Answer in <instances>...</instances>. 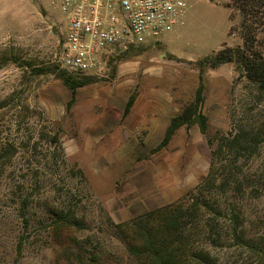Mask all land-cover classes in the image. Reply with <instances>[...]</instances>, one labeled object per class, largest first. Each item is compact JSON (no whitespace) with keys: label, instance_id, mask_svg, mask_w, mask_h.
Masks as SVG:
<instances>
[{"label":"rangeland","instance_id":"rangeland-1","mask_svg":"<svg viewBox=\"0 0 264 264\" xmlns=\"http://www.w3.org/2000/svg\"><path fill=\"white\" fill-rule=\"evenodd\" d=\"M226 1L187 0L183 26L110 52L67 107L62 14L0 0V264H158L160 246L177 264H264V87L197 63L243 44ZM200 83L206 132L154 151Z\"/></svg>","mask_w":264,"mask_h":264},{"label":"built area","instance_id":"built-area-1","mask_svg":"<svg viewBox=\"0 0 264 264\" xmlns=\"http://www.w3.org/2000/svg\"><path fill=\"white\" fill-rule=\"evenodd\" d=\"M62 14L57 62L72 74L98 73L107 55L159 40L185 23L187 0H46Z\"/></svg>","mask_w":264,"mask_h":264},{"label":"trees","instance_id":"trees-1","mask_svg":"<svg viewBox=\"0 0 264 264\" xmlns=\"http://www.w3.org/2000/svg\"><path fill=\"white\" fill-rule=\"evenodd\" d=\"M224 6L226 8L235 7L240 12L241 36L243 44L238 47H229L224 45L217 51L205 55L197 61L199 68L202 69L203 66L206 65L216 67L217 65L226 62H235L238 63L248 80L256 83L260 87H264V58L261 56L259 47L256 45L258 39L264 38V31H259L257 30L258 27H254L257 17L264 9V0H228L224 3ZM260 32H262L261 37ZM27 64L29 63L27 62ZM0 66H2L1 63ZM56 69L58 71H52L57 72L58 76L62 79L63 84L71 92V98L67 103V107H70L74 101L77 89L90 82V77L86 75L79 76L72 74L63 68H60L58 65H56ZM38 72H45V70L39 69ZM199 78L201 81L202 74ZM202 89L203 86L202 83H200L196 90L193 103L185 105L178 115L171 118L162 140L154 148V151H159L164 148L170 142L175 131L181 126L189 127L196 123L203 134L206 132L207 119L198 107L203 98ZM134 100V95H131L128 98L124 108L125 115L129 112ZM174 220L170 221V223L173 224L176 221ZM154 243L155 242L152 237L145 238V247L148 250H153ZM162 247L164 246L157 247L153 251L156 255L155 262L158 264H177V260L172 256L173 253L169 252L166 247L161 249Z\"/></svg>","mask_w":264,"mask_h":264},{"label":"crops","instance_id":"crops-1","mask_svg":"<svg viewBox=\"0 0 264 264\" xmlns=\"http://www.w3.org/2000/svg\"><path fill=\"white\" fill-rule=\"evenodd\" d=\"M135 101V100H134ZM133 104H134V102H133Z\"/></svg>","mask_w":264,"mask_h":264}]
</instances>
